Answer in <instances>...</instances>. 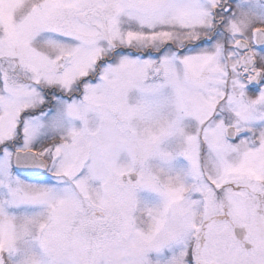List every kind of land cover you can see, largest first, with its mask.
<instances>
[{
  "label": "snow or ice",
  "instance_id": "6c2138e0",
  "mask_svg": "<svg viewBox=\"0 0 264 264\" xmlns=\"http://www.w3.org/2000/svg\"><path fill=\"white\" fill-rule=\"evenodd\" d=\"M0 264H264V0H0Z\"/></svg>",
  "mask_w": 264,
  "mask_h": 264
}]
</instances>
